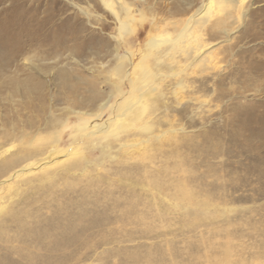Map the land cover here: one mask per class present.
I'll return each mask as SVG.
<instances>
[{
	"label": "rangeland",
	"instance_id": "obj_1",
	"mask_svg": "<svg viewBox=\"0 0 264 264\" xmlns=\"http://www.w3.org/2000/svg\"><path fill=\"white\" fill-rule=\"evenodd\" d=\"M21 1L23 0L19 2ZM25 1L27 5L38 9L40 18H49L46 33L60 27L63 38L67 39L69 50L66 48L53 53L46 47H36L27 52L39 55L33 59L31 72L23 67L22 58L17 59L7 72H14L18 78L21 76L20 79L31 74L34 79L44 83L47 120L50 127L58 126L57 152L66 155L63 159L65 165L75 164L77 167L71 173L57 169L52 173L56 163L18 178L14 184L8 186L6 192L0 194L5 196L3 207L6 204L5 208L0 209V219L9 209L21 207L19 204L23 196L19 190L23 189H28L26 192L30 198H34L35 203L30 205L32 215L35 216L37 210L44 214L41 220L36 219V223L52 216L57 208L62 211V221L67 223H77V214L86 211L85 217L77 227L79 229L84 226V233L64 234L65 230H53L39 241L27 238L26 250L39 255L40 264L43 259L47 264H131L133 258L143 264H204L208 258L222 259L226 247L231 248L232 259L241 250L248 257L255 246L263 248L264 69L260 73L249 74L251 80L248 81L236 77L235 74L239 65L242 66L249 59L257 65L264 64V35L257 40L250 38V33L253 35L261 30L257 21H264V0L247 1L249 7L244 25L232 35L230 42L220 45L225 54L221 56L219 69L209 68L203 73L195 72L197 75L190 76L194 81L205 80L208 89L197 95L182 93L180 103L183 106L189 102V98L198 96L199 100L203 99V107L199 108L201 104L196 105L193 102L191 112L185 113L181 111L182 106L176 104V98L170 93L167 94L169 108L166 112L161 111L157 118L163 116V123L167 120L172 122L171 127L176 130L174 139L180 141V158L171 157V147L167 145L171 138L169 134V137L166 135L159 142L151 141L150 144H141L137 149L127 148L117 152L115 148L109 151L101 137H87V130L90 131L91 128L81 130L83 125L80 116L72 110L73 98L69 91L63 88L58 76L59 70L63 68L70 71V82L78 83L79 97L86 95L89 88L86 82L80 81V76L93 79L96 88H101V100L105 101L109 97L107 106L94 123H103L109 120L110 116L113 118L115 113L110 106L121 102L111 95V85L103 81L108 78V74L104 73L98 78H90L88 75V69L100 60L95 56L77 57L70 49L74 42L70 39L69 27L72 30L77 27H92L80 15L78 7L91 9L94 17L109 24L107 35L115 33L114 18L99 0ZM189 1H194L198 6L201 3V0ZM181 2L187 0H147L146 3L133 0L131 5L137 19L134 33L126 39L127 49L139 55V51L143 50L152 18L164 19L167 17L165 12L168 13L170 7ZM140 9L145 15L142 25L138 16ZM67 21L69 24H66ZM223 38L222 36L219 41ZM249 50L251 53L248 54ZM228 51L230 53H226ZM75 62L82 70L75 66ZM35 67L44 75L38 76ZM219 70L224 92L214 94L213 78ZM111 81L114 83L116 79ZM123 92L126 98L129 95L127 89ZM7 93V89L0 87L2 113L8 112ZM14 100L19 108L18 98ZM101 100L83 111L93 113ZM148 112L149 110L143 117L147 116ZM94 119L90 117V120ZM169 127L164 125L160 131ZM48 132L44 129L40 134L45 139L31 148L47 142L46 151L50 150L49 141L52 137L46 136ZM24 149L25 145L19 141L0 142V164L11 154H22ZM45 157L47 155L37 156L28 163L39 162ZM150 158H153L156 164L162 162L161 164L168 168L177 161L180 171L186 173L188 190L199 200L208 198L211 202L212 205L208 208L210 217H184L179 208L181 202L177 199L179 189L155 191L141 183V167L148 166ZM43 172L49 173V179L42 176ZM164 174H160L159 178L165 183L177 178L176 173L166 176ZM36 176L34 185H22L24 181L33 180ZM39 181V185L44 187L52 184L50 191L37 192L36 189H42L37 187ZM16 188L18 192L9 196ZM83 191L87 193L85 203L73 205L72 202L80 200ZM13 226L5 230L9 234H15L16 229ZM257 232L261 234L254 237Z\"/></svg>",
	"mask_w": 264,
	"mask_h": 264
},
{
	"label": "bare ground",
	"instance_id": "obj_2",
	"mask_svg": "<svg viewBox=\"0 0 264 264\" xmlns=\"http://www.w3.org/2000/svg\"><path fill=\"white\" fill-rule=\"evenodd\" d=\"M15 1L0 0V87L8 90L6 97L9 107L7 113H2L0 109V142L13 143L19 141L25 145V149L22 154H11L0 164V194L6 192L8 186L14 184L18 178L32 171L42 170L46 166L57 163L52 173L55 169L71 173L77 167L75 164L70 165L71 167L65 165L63 159L66 155L57 152V145L59 144L58 126L50 127L47 120L48 113L44 106V83L34 79L31 74L20 79L21 76L18 78L14 72V74L7 72V69L20 58L23 60V67L31 72L34 65L32 64L33 59L38 58L39 55L33 52V54L30 52V55L27 53L28 51L34 50L36 47H46L53 53H58L67 48V39L63 38L60 27L46 33L49 18H40L38 9L33 8L32 5H27L25 0L21 2L17 0L18 3ZM132 1L99 0L114 18L115 33L113 35L106 33L110 29L109 24L94 17L91 9L81 7H78L80 15L92 27L90 29L77 27L73 30L69 27L68 29L70 39L74 42L70 49L77 57L95 56L100 60L91 69H88L90 78H98L104 73L108 74V78L103 79V81L111 85V95L121 101L117 105L110 106L115 116L113 118L110 116V119L103 123H94L101 111L107 106L109 97L105 101L101 100V88H96L93 79H86L84 76H80V81L86 82L89 88L86 95L79 97L78 83L70 82L72 77L70 71L62 68L58 71V76L63 83V88L67 89L73 98L74 107L72 110L80 116L79 119L83 125L81 130L85 131L91 128L90 131L87 130V137H101L106 142L109 151L115 148L119 152L127 148L137 149L141 144H150L151 141L159 142L160 139L162 140L169 134L171 138L167 145L171 147V157L180 158V141L174 139L176 130L171 127L172 122L166 119V123H163V116L162 118L157 117L161 111L166 112L169 108L167 104L168 93L176 98L177 105H181L180 95L182 93L197 95L208 89L205 80L194 81L190 76L196 74L195 72L203 73L209 68L219 69L218 66L222 61L221 56L225 54L220 45L230 42L232 35L240 26L244 25L249 7L247 6L248 0H201L199 6L194 1L187 0V2L173 5L168 13L165 12L167 17L164 19L162 17H160L162 19L152 18L143 50L139 51V55H135L126 47V39L134 33V24L137 19L133 13ZM138 2L146 3L147 0H138ZM138 16L139 23L142 25L145 21L142 10L138 12ZM182 17L185 18L179 19ZM257 23L261 30L259 29L253 35L250 33V38L253 40L264 35L263 19ZM66 24H69V21ZM222 36L224 37L223 40L219 41ZM226 53H230V51ZM247 53H251V50ZM75 63V66L82 70L81 66L77 62ZM35 69L38 76L44 75L39 68L35 67ZM263 69L264 64L257 65L256 62L249 59L242 66L239 65V70L237 69L235 76L248 81L251 80L249 74L260 73ZM7 74L9 75L6 76ZM220 76L219 70L213 78L212 91L214 94H223L224 92ZM112 79H116V82L112 83ZM126 89L129 95L125 98L123 91ZM197 97L190 99L188 96L189 102L181 105V111L191 112L193 108L191 103L193 102L196 105L201 104L199 108L203 107V99L199 100ZM15 98L19 100V108L14 103ZM99 100L101 103L93 113L83 111ZM148 110L147 116L143 117ZM90 117L95 119L90 120ZM155 118L157 119L154 121ZM164 125L170 127L165 131H160ZM44 129L49 131L46 136L52 137L49 141L51 149L46 151L47 142L43 143L42 146L31 148L35 143L45 139L40 134ZM45 155L47 157L39 162L28 163L37 156L44 157ZM150 159L148 166L141 167L143 174L141 183H145L148 189L155 191L167 188L179 189L177 199L181 202L179 208L184 217L197 215L201 218L210 217L211 212L208 208L212 205L211 202L208 198L199 200L188 190L185 181L186 173L183 170L180 171L177 161L168 168L164 167L162 162L156 164L153 158ZM162 173H165L164 176L176 173L177 178H174L175 180L170 183H165L159 178ZM48 174L43 172L42 176L49 179ZM35 180H37V176L33 180L24 181L22 185L27 187L34 185ZM39 184L40 181L37 187L42 189L36 190L43 193L50 191L49 188L52 186L50 184L51 186L44 187ZM13 190V193L8 191L10 192L9 196L18 192V188ZM26 190L28 189H23V192L19 190L23 196L19 204L21 207L9 209L0 219V264H40V256L31 254L26 250L27 238H35L39 241L48 236L49 232L60 229L65 230L64 234H82L86 231L84 226L77 229L86 215L85 210L77 214V223L62 221V211L58 208L52 216L36 223V219L41 220L44 214L37 210L35 216L32 215L30 205L35 202ZM86 198L87 193L83 191L80 200L72 203L76 206L82 205ZM4 199L5 196L0 195V209L5 203ZM12 225L16 229L15 234H9L5 230ZM260 234L254 233V237H258ZM257 246L252 252L250 251V254L248 253V257L241 250V253L239 252L234 259H232L231 248L226 247L225 256L222 259L208 258L204 264H264V247L259 248ZM41 261V264H47L44 259ZM131 264L143 263L133 258Z\"/></svg>",
	"mask_w": 264,
	"mask_h": 264
}]
</instances>
